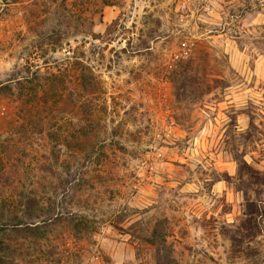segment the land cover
Returning a JSON list of instances; mask_svg holds the SVG:
<instances>
[{
    "label": "rangeland",
    "instance_id": "1",
    "mask_svg": "<svg viewBox=\"0 0 264 264\" xmlns=\"http://www.w3.org/2000/svg\"><path fill=\"white\" fill-rule=\"evenodd\" d=\"M47 212L19 264H264V0H0V226Z\"/></svg>",
    "mask_w": 264,
    "mask_h": 264
},
{
    "label": "trees",
    "instance_id": "2",
    "mask_svg": "<svg viewBox=\"0 0 264 264\" xmlns=\"http://www.w3.org/2000/svg\"><path fill=\"white\" fill-rule=\"evenodd\" d=\"M93 36L96 38L99 36V34H94ZM193 57L192 55L188 56H182L176 60L175 65L177 66H182V68H175L172 70V76H173V81H181V86L183 89H186L188 86L191 88L196 84L197 81V76L193 70ZM185 63V64H183ZM206 74L204 73L202 77L204 78ZM201 83V82H200ZM15 84H22V80L18 79L16 80ZM202 84V83H201ZM8 87L9 86H5ZM190 88V89H191ZM192 91V90H190ZM194 91V88H193ZM185 90H183V93ZM49 139L51 141H54L55 139H60V136H51V133L48 132ZM62 137V136H61ZM65 137V136H63ZM55 146V145H54ZM21 216L24 217H34V208L39 205V202L36 197L32 195H23V198L21 200ZM49 214H46V216L39 222L35 223L34 222H21V218H18L16 214V221L14 223H11V229H9L6 226H0V264H19V258L17 255H15L14 251L16 250L14 246L12 245V240L13 238L10 236L9 231L11 230H16L19 232L23 233L24 238H31V237H41L45 238L48 236V232L52 228V226L56 223L57 221V216L56 214H53V212H47ZM151 235H156V228H154L151 232ZM163 259V257H158L157 261L160 264V261ZM167 259V258H166ZM169 263V262H168Z\"/></svg>",
    "mask_w": 264,
    "mask_h": 264
}]
</instances>
